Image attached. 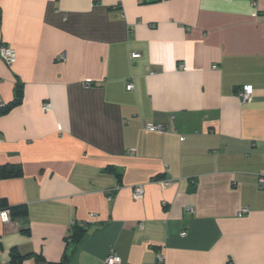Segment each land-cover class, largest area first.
Returning <instances> with one entry per match:
<instances>
[{
	"label": "crops",
	"instance_id": "1",
	"mask_svg": "<svg viewBox=\"0 0 264 264\" xmlns=\"http://www.w3.org/2000/svg\"><path fill=\"white\" fill-rule=\"evenodd\" d=\"M263 27L264 0H0V198L28 210L0 264H264Z\"/></svg>",
	"mask_w": 264,
	"mask_h": 264
},
{
	"label": "built area",
	"instance_id": "2",
	"mask_svg": "<svg viewBox=\"0 0 264 264\" xmlns=\"http://www.w3.org/2000/svg\"><path fill=\"white\" fill-rule=\"evenodd\" d=\"M93 1H97V0H93ZM263 31H264V27H263ZM130 55L132 58H136L139 56V53L132 52ZM60 57L62 58L63 56H60ZM0 58L8 65L13 63L16 60L15 49L9 45L0 44ZM132 88H133L132 83H127L126 89L130 90ZM252 93H253V89L251 85H244L241 87L240 90L237 91L238 97L242 100L248 99L252 95ZM4 104H5L4 102L0 101V108L3 107ZM50 108H51V104L49 102H46L42 105V109L44 111H48ZM144 127L146 129L156 130V131L163 130L164 128L162 124H157L153 122H145ZM170 182L171 181L167 179L161 180L160 185L162 188H164L168 186ZM257 184L260 189L264 190V172L258 173ZM143 194H144L143 185L139 184V185L134 186L133 188V198L134 199H141L143 197ZM246 211H247V208L243 207L240 209L238 214H241ZM91 215H93V213H91ZM0 216L3 221H6L7 220V210H0ZM182 235H184V232L182 233ZM162 258L163 256L159 253L157 255V260L161 261ZM119 262H120V257L113 252H110L104 259L105 264H119Z\"/></svg>",
	"mask_w": 264,
	"mask_h": 264
},
{
	"label": "trees",
	"instance_id": "3",
	"mask_svg": "<svg viewBox=\"0 0 264 264\" xmlns=\"http://www.w3.org/2000/svg\"><path fill=\"white\" fill-rule=\"evenodd\" d=\"M19 98L16 96L10 103L4 104L0 108V113L6 111L10 106L16 104ZM21 175L20 167L9 168L7 165L0 166V177H17ZM0 209L7 210L11 217H19L27 215V206L25 204L19 205H9L4 198H0ZM82 234V229L73 227L71 234L67 238V243H75L79 240ZM27 255L20 254L16 248H13L10 252L11 261L13 264H21V262L26 258ZM40 258V257H38ZM41 259V258H40ZM65 260L62 259L60 262L49 263V264H64Z\"/></svg>",
	"mask_w": 264,
	"mask_h": 264
}]
</instances>
